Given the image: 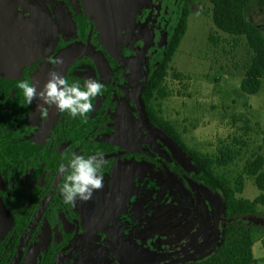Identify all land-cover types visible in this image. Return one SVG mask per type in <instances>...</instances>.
Returning a JSON list of instances; mask_svg holds the SVG:
<instances>
[{
	"label": "flooded vegetation",
	"instance_id": "af4514ba",
	"mask_svg": "<svg viewBox=\"0 0 264 264\" xmlns=\"http://www.w3.org/2000/svg\"><path fill=\"white\" fill-rule=\"evenodd\" d=\"M121 1L125 27L111 48L84 0H0V264H187L184 253L198 254L184 252L182 238L188 226L194 235L207 222L202 213L214 214V189L202 186L200 195L175 181L198 178L143 124L149 120L164 132L152 116L151 78L185 14L189 19L201 0L191 6L192 0ZM57 57L62 64L51 63ZM52 71L69 83L83 86L91 77L104 85L86 119L55 106L43 119L42 101L27 104L18 82L35 81L39 92ZM97 152L106 161L103 190L88 203L66 204L60 166L73 154ZM180 193L192 198L180 202L184 212L177 215L180 204L170 196ZM148 204L167 221L160 228L143 221L139 243L135 214ZM206 237L203 246L211 243Z\"/></svg>",
	"mask_w": 264,
	"mask_h": 264
},
{
	"label": "rangeland",
	"instance_id": "374dc122",
	"mask_svg": "<svg viewBox=\"0 0 264 264\" xmlns=\"http://www.w3.org/2000/svg\"><path fill=\"white\" fill-rule=\"evenodd\" d=\"M247 16L264 31L263 8L252 5L247 11ZM188 25V32L171 63L167 81L170 94L167 98L156 100L155 104L161 109L162 116L176 126L185 143L192 149L215 156L225 145H234L237 141V145L234 146L240 149L239 142H244L245 146L241 148V155L237 161L229 167L218 170L219 174L234 179L243 171L248 159L264 151V148L262 149L264 147V87L256 95L246 94L241 90L244 70L250 57L247 45L243 39L237 40L215 27L212 19V4L209 1L201 0L195 3ZM210 35L220 38L218 46L210 41ZM235 41L238 43L235 44ZM174 72L183 73L189 78H177ZM241 116L249 119L250 123H246ZM175 181L187 182L188 186L199 191L200 195L206 194L200 184H191V179L183 181L175 179ZM246 183L243 197L254 198L260 194L254 178H248ZM180 195L181 193L171 194L170 199L178 200L179 204L183 200L186 204L192 198L190 194H184V197ZM206 205L211 210V206ZM214 205L213 215L202 213L208 220L203 221L204 223L199 222L194 235L191 226H188L185 236L183 235L184 252L188 249L198 252L194 255L189 251V254L184 253V257L181 258L183 262L203 258L214 248L213 243H216L223 223L222 199L215 190ZM201 210L205 211L203 208ZM260 210L264 211V208L261 207ZM182 212L184 210L180 204L174 214L178 215ZM185 219L186 217L181 225L183 230L186 227ZM248 219L255 223L264 222L263 216ZM135 220L139 243L142 242L143 221L151 222L158 228L161 227L162 222L167 221L166 217L155 216L151 205L137 210ZM169 226L171 227V224ZM211 228L213 232L209 234ZM206 236H209L211 243L203 246ZM175 240L173 239L172 242L170 240L168 253L174 251L172 247H176Z\"/></svg>",
	"mask_w": 264,
	"mask_h": 264
},
{
	"label": "trees",
	"instance_id": "16d2710c",
	"mask_svg": "<svg viewBox=\"0 0 264 264\" xmlns=\"http://www.w3.org/2000/svg\"><path fill=\"white\" fill-rule=\"evenodd\" d=\"M196 0H192L191 6ZM212 3V19L215 27L235 39H243L247 45L250 57L244 70L241 90L250 95L258 94L264 87V31L249 20L247 11L252 5L264 9V0H209ZM188 14H185L182 25L178 26L173 35L172 48L156 66L151 78L152 116L158 120L161 129L178 142L186 154L193 173L197 174L198 184L206 189H214L222 199L221 219L223 221L214 248L205 258L187 264H264V258L255 259L253 247L256 242L264 244V222H250L248 218L263 216L264 211V151L247 160L243 171L234 179L219 174L218 170L233 165L241 155L244 142H239L240 149L234 145H225L212 156L190 148L178 132L176 126L161 116L155 101L167 98L170 94L165 86L171 70L175 54L188 32ZM210 41L220 44V38L210 35ZM238 43L235 41V44ZM177 78H189L183 73L174 72ZM241 118H243L241 116ZM244 119V118H243ZM250 123L249 119H244ZM264 147H262L263 149ZM177 167L184 173L185 169ZM254 178V183L260 194L253 200L239 197L243 194L248 178Z\"/></svg>",
	"mask_w": 264,
	"mask_h": 264
},
{
	"label": "clouds",
	"instance_id": "9594fccd",
	"mask_svg": "<svg viewBox=\"0 0 264 264\" xmlns=\"http://www.w3.org/2000/svg\"><path fill=\"white\" fill-rule=\"evenodd\" d=\"M51 63L59 65L62 58H55ZM17 87L22 90L25 101L31 105L34 100L42 101L38 104L41 118L49 115V107L61 112H67L72 118H87V114L93 111V99L102 94L104 85L89 77L83 86L79 82L69 83L68 79L58 72L49 73V79L43 90H37L35 81L20 80ZM47 105L48 107H44ZM106 161L103 153L97 152L85 157L73 154L67 165L62 164L59 172L63 177L60 187L63 200L66 204L75 206L77 201L88 203L95 192L104 188V175L102 169Z\"/></svg>",
	"mask_w": 264,
	"mask_h": 264
},
{
	"label": "water",
	"instance_id": "95a60500",
	"mask_svg": "<svg viewBox=\"0 0 264 264\" xmlns=\"http://www.w3.org/2000/svg\"><path fill=\"white\" fill-rule=\"evenodd\" d=\"M88 11L94 13L99 22V30L102 34V41L107 46L118 47L125 27V17L123 3L121 0H84ZM14 74L8 72L10 79ZM12 81L9 80V85ZM1 83V81H0ZM143 118L144 112L141 106L138 107ZM144 120V119H143ZM144 128L154 138L162 141L172 152L178 163L185 169H189L190 164L182 147L166 133L155 127L149 120H144Z\"/></svg>",
	"mask_w": 264,
	"mask_h": 264
},
{
	"label": "crops",
	"instance_id": "0c3cea01",
	"mask_svg": "<svg viewBox=\"0 0 264 264\" xmlns=\"http://www.w3.org/2000/svg\"><path fill=\"white\" fill-rule=\"evenodd\" d=\"M239 197H243L242 194H240ZM256 197H254V198H248V199L253 200ZM243 198H247V197H243ZM253 253H254L255 259L261 260V259L264 258V244H263L262 241H258V242L255 243V245L253 247Z\"/></svg>",
	"mask_w": 264,
	"mask_h": 264
},
{
	"label": "built area",
	"instance_id": "2783aa9c",
	"mask_svg": "<svg viewBox=\"0 0 264 264\" xmlns=\"http://www.w3.org/2000/svg\"><path fill=\"white\" fill-rule=\"evenodd\" d=\"M168 81V80H167Z\"/></svg>",
	"mask_w": 264,
	"mask_h": 264
}]
</instances>
